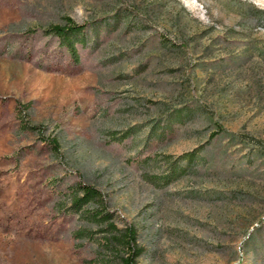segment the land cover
Here are the masks:
<instances>
[{"label":"rangeland","instance_id":"374dc122","mask_svg":"<svg viewBox=\"0 0 264 264\" xmlns=\"http://www.w3.org/2000/svg\"><path fill=\"white\" fill-rule=\"evenodd\" d=\"M65 17L110 21L82 67L0 54V264H93L55 205L52 178L75 173L135 225L137 264H264V0H0V37ZM185 103L196 114L136 163ZM199 145L195 172L145 178Z\"/></svg>","mask_w":264,"mask_h":264},{"label":"trees","instance_id":"16d2710c","mask_svg":"<svg viewBox=\"0 0 264 264\" xmlns=\"http://www.w3.org/2000/svg\"><path fill=\"white\" fill-rule=\"evenodd\" d=\"M109 22V19L105 18L76 22L65 17L61 24H50L45 28H28L0 37V54L7 52L18 59L33 58L38 54L32 61L37 67L45 70L57 69L62 64L73 68L82 67V53L91 52L96 48L103 34L101 30H106ZM39 40H42V43L37 46ZM196 110L197 106L185 103L168 107L164 123L158 119L152 120L142 148L132 156L134 161L140 165L147 163L149 156L156 155L155 152L151 155L153 150L151 143L158 144L167 138L171 139L175 132L174 122L184 123L196 114ZM222 130L223 127L215 123V129L208 134L207 142ZM41 139L50 150L57 152L59 145L56 138L41 136ZM203 148L204 145H199L175 156L162 154L165 168L160 173L144 176L156 186H160L186 173L195 172L196 165L203 161L201 155ZM69 175L52 178L56 195L55 205L63 216L80 222L74 223L70 229L76 246H81L85 242H95L96 247L87 262L137 264L136 259L142 254L143 247L138 241L135 225L128 222L121 227L117 226L114 211L103 192L85 181L81 175L77 173Z\"/></svg>","mask_w":264,"mask_h":264}]
</instances>
